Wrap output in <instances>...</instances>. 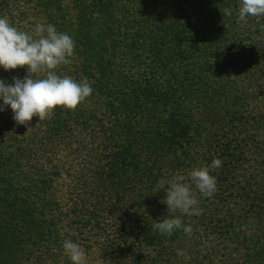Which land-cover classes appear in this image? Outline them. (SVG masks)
I'll use <instances>...</instances> for the list:
<instances>
[{
    "label": "trees",
    "instance_id": "1",
    "mask_svg": "<svg viewBox=\"0 0 264 264\" xmlns=\"http://www.w3.org/2000/svg\"><path fill=\"white\" fill-rule=\"evenodd\" d=\"M239 6L0 0L18 30L71 36L57 74L93 88L27 126L0 100V264H72L65 240L88 264H264V17L237 23ZM27 74L0 67L6 86ZM215 158V194L192 185L202 214L168 212L158 181ZM175 216L191 235L153 228Z\"/></svg>",
    "mask_w": 264,
    "mask_h": 264
},
{
    "label": "clouds",
    "instance_id": "2",
    "mask_svg": "<svg viewBox=\"0 0 264 264\" xmlns=\"http://www.w3.org/2000/svg\"><path fill=\"white\" fill-rule=\"evenodd\" d=\"M222 13L225 17L233 14L230 8L223 9ZM248 17H264V0H240L237 23H247ZM75 47L73 38L57 31L54 25H37L34 36L18 30L7 17H0V67L6 71L27 67L28 74H33H27L24 79L14 77L13 83L7 86L0 79V100H3L4 106H10L18 124L27 126L34 117H38L39 121L51 119L58 107L75 111L92 95L93 88L86 77L77 82L70 76L57 74L56 70L62 65L71 64ZM36 74L42 75L33 78ZM4 110L0 107V111ZM221 166L222 161L215 158L211 165L194 168L187 176L161 178L156 191H166L164 203L168 212L202 214L192 185L201 195L211 198L217 191V179L211 173ZM153 228L169 237L180 229L188 235L193 231L180 216L155 222ZM63 249L72 264H88L85 249L80 243L65 240Z\"/></svg>",
    "mask_w": 264,
    "mask_h": 264
}]
</instances>
